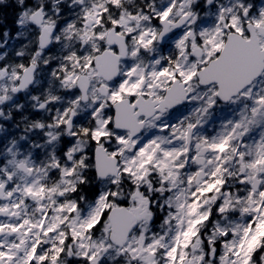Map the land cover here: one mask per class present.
<instances>
[{"label": "snow or ice", "instance_id": "1", "mask_svg": "<svg viewBox=\"0 0 264 264\" xmlns=\"http://www.w3.org/2000/svg\"><path fill=\"white\" fill-rule=\"evenodd\" d=\"M0 264H264V0H0Z\"/></svg>", "mask_w": 264, "mask_h": 264}]
</instances>
